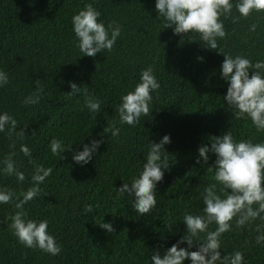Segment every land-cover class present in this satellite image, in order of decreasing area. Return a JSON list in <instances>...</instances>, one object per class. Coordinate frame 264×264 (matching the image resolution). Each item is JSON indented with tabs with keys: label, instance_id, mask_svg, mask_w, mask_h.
I'll return each mask as SVG.
<instances>
[{
	"label": "trees",
	"instance_id": "obj_1",
	"mask_svg": "<svg viewBox=\"0 0 264 264\" xmlns=\"http://www.w3.org/2000/svg\"><path fill=\"white\" fill-rule=\"evenodd\" d=\"M85 3L93 0H0V69L9 76V83L0 88V111L10 112L27 135L10 148L15 137L0 133V158L15 151L13 159L25 173L23 182L14 175L0 176V187L19 193L31 186L33 166L19 152V144H27L33 161L53 171L40 195L24 208L31 219H48L49 231L61 245L55 256L25 248L8 227L16 211L13 203L0 204V264H151L152 249L161 244L167 248L183 234L185 225L178 221L183 213L203 207L199 193L212 173L207 165L195 163L197 148L209 142V135L227 129L236 139L264 140V132H256L250 120L237 119L227 107V84L220 77L222 53L264 60V12L253 11L233 22L239 16L233 7L227 18L221 17L227 35L218 38L220 53L206 48L198 34L182 39L183 34L173 35L172 27L162 28L154 0H95L101 19L105 24L117 21L121 35L112 51L80 56L71 16ZM252 24L256 28L250 31ZM149 65L160 83L152 94L154 108L134 127L121 125L116 113L120 97ZM37 80L43 85L40 102L22 104ZM69 81L82 86L81 92L66 95ZM88 97L101 101L95 117L86 107ZM112 120L121 129L116 138L103 133ZM165 134L170 137L164 145L169 169L157 183L156 208L138 216L129 198L114 189L141 170L149 140L158 142ZM101 136L104 142L83 167L71 160L68 150L62 159L48 148L53 137L74 144L75 150L82 140ZM209 155L210 165L215 157ZM100 222H110L113 231L101 229ZM259 223L264 222L240 228L233 223L232 230L222 234L221 256L240 250L246 264H264V246L254 240Z\"/></svg>",
	"mask_w": 264,
	"mask_h": 264
},
{
	"label": "clouds",
	"instance_id": "obj_2",
	"mask_svg": "<svg viewBox=\"0 0 264 264\" xmlns=\"http://www.w3.org/2000/svg\"><path fill=\"white\" fill-rule=\"evenodd\" d=\"M93 3H85L83 8L71 16L75 47L80 56H94L102 50L112 51L121 35V25L114 20L105 24L101 19V12ZM233 7L239 13V16L233 17L235 22L241 17H248L253 11L264 12V0H154L156 20H163L162 28L172 27L173 35L183 34L182 39L189 33L198 34V40L206 48L216 51L218 38L223 39L227 35L221 17L227 18ZM255 28L256 24H252L249 30ZM222 54L220 77L227 84L223 96L225 104L233 110L232 114L237 119L246 118L256 132H264V60L253 62L243 55ZM197 59L202 61L203 57L198 56ZM8 83V73L0 69V88ZM33 83L34 90L23 98L22 104L36 105L40 102L43 85L39 80ZM68 86V96L81 92L82 86L74 82L69 81ZM159 89L160 83L153 65L142 69L138 82L120 97L116 107L119 124L134 127L142 116H149L154 108L152 94ZM85 103L93 117L100 112L99 99L88 97ZM120 131L116 120L103 127V133L110 134L112 138H116ZM0 133L15 137L10 148L16 142L24 141L27 136L24 127L18 128L17 120L7 111H0ZM207 139V144H201L197 148L198 155L195 159L196 164L207 165V171L212 173L211 182L199 193L203 207L196 213H183L178 220L185 225L183 234L167 248H163L161 244L152 249L149 257L151 264H184L185 260L189 264H246L240 250L221 256V240L222 234L232 230L233 223L240 228L257 220L264 222V140L253 142L250 138L236 139L228 129L220 135H209ZM102 142L104 136L90 139L88 143L82 140L76 144L77 149L73 150L74 144L66 143L63 138L53 137L48 148L53 156L62 155L68 150L71 160L83 167L92 160ZM168 143L170 137L167 134L158 142L149 140L141 170L123 180L118 188H113L118 196L129 198V203L138 216L149 214L156 208L157 183L162 181L164 172L170 165L164 148ZM19 152L33 166L30 173L31 186L19 193L8 187H0V204L12 202L16 209L9 217L11 222L8 227L18 243L25 248H37L55 256L61 252V245L50 233L48 219H31L24 208L27 202L40 195L41 185L53 169L35 163L32 150L27 144L20 143ZM209 154L215 157L210 165ZM15 156L16 152L11 151L0 158V176L14 175L17 182H23L25 173L13 159ZM212 224H215L214 229H210ZM98 225L107 232L113 231L110 222H100ZM172 225L168 226L169 231ZM255 231V243L264 246V223L257 224Z\"/></svg>",
	"mask_w": 264,
	"mask_h": 264
}]
</instances>
